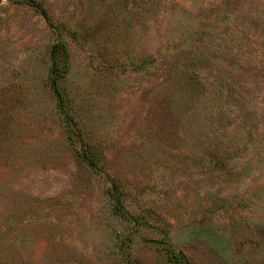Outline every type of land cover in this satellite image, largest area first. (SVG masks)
<instances>
[{
    "label": "rangeland",
    "instance_id": "374dc122",
    "mask_svg": "<svg viewBox=\"0 0 264 264\" xmlns=\"http://www.w3.org/2000/svg\"><path fill=\"white\" fill-rule=\"evenodd\" d=\"M37 1L0 4V264H264V0Z\"/></svg>",
    "mask_w": 264,
    "mask_h": 264
},
{
    "label": "trees",
    "instance_id": "16d2710c",
    "mask_svg": "<svg viewBox=\"0 0 264 264\" xmlns=\"http://www.w3.org/2000/svg\"><path fill=\"white\" fill-rule=\"evenodd\" d=\"M30 2V4L36 8L38 11H40L42 13V15L45 18H48V12L46 11L45 8H43V6L37 1V0H28ZM89 162H87L89 165L95 167V162L93 160H90V157L87 158ZM117 212L120 215H125L127 216V212L124 209V206L122 204L121 200H117ZM136 219V218H135ZM168 257H169V261H173L174 263L177 264H191L190 261L188 260L187 256L183 253V252H173V251H168Z\"/></svg>",
    "mask_w": 264,
    "mask_h": 264
},
{
    "label": "water",
    "instance_id": "95a60500",
    "mask_svg": "<svg viewBox=\"0 0 264 264\" xmlns=\"http://www.w3.org/2000/svg\"><path fill=\"white\" fill-rule=\"evenodd\" d=\"M2 0H0V4H1Z\"/></svg>",
    "mask_w": 264,
    "mask_h": 264
}]
</instances>
